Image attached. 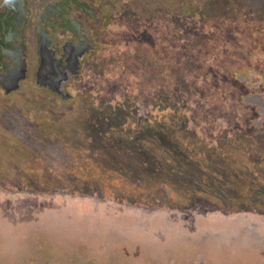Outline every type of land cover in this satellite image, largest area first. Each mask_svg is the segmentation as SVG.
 <instances>
[{"label": "rangeland", "instance_id": "1", "mask_svg": "<svg viewBox=\"0 0 264 264\" xmlns=\"http://www.w3.org/2000/svg\"><path fill=\"white\" fill-rule=\"evenodd\" d=\"M97 6L71 99L0 88V264H264V0Z\"/></svg>", "mask_w": 264, "mask_h": 264}, {"label": "flooded vegetation", "instance_id": "2", "mask_svg": "<svg viewBox=\"0 0 264 264\" xmlns=\"http://www.w3.org/2000/svg\"><path fill=\"white\" fill-rule=\"evenodd\" d=\"M47 1L0 0V8H4L0 11V88L3 94L15 92L21 82L28 80L29 60L33 59L38 65L36 80L42 79L43 86L52 88L50 92L71 99L73 89L63 92L61 87L71 82L70 77L78 75L81 60L97 51L89 23L79 22L77 18L80 10L79 14L82 12L91 22H98L103 13L97 8L101 0H91V8L82 2L84 0H55L53 3L50 0L51 4H44ZM250 1L245 0V4ZM31 17L38 22L32 28ZM44 62L46 72L42 73ZM262 97L264 101V95Z\"/></svg>", "mask_w": 264, "mask_h": 264}, {"label": "water", "instance_id": "3", "mask_svg": "<svg viewBox=\"0 0 264 264\" xmlns=\"http://www.w3.org/2000/svg\"><path fill=\"white\" fill-rule=\"evenodd\" d=\"M46 66H47V64H46V62H44L42 65V70H41L42 73L46 72Z\"/></svg>", "mask_w": 264, "mask_h": 264}]
</instances>
